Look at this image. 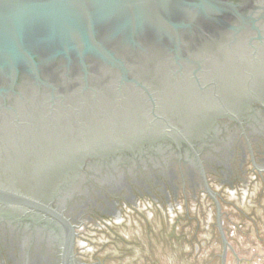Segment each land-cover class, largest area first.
<instances>
[{
  "label": "water",
  "instance_id": "1",
  "mask_svg": "<svg viewBox=\"0 0 264 264\" xmlns=\"http://www.w3.org/2000/svg\"><path fill=\"white\" fill-rule=\"evenodd\" d=\"M0 264H264V0H0Z\"/></svg>",
  "mask_w": 264,
  "mask_h": 264
}]
</instances>
